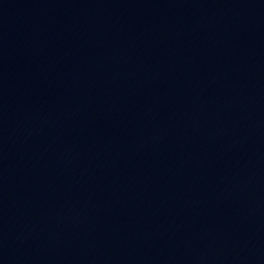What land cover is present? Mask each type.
Segmentation results:
<instances>
[{
	"label": "water",
	"instance_id": "water-1",
	"mask_svg": "<svg viewBox=\"0 0 264 264\" xmlns=\"http://www.w3.org/2000/svg\"><path fill=\"white\" fill-rule=\"evenodd\" d=\"M0 264H264V0H0Z\"/></svg>",
	"mask_w": 264,
	"mask_h": 264
}]
</instances>
